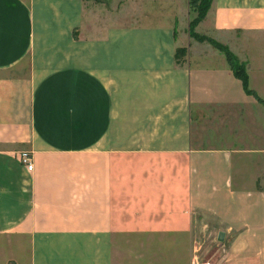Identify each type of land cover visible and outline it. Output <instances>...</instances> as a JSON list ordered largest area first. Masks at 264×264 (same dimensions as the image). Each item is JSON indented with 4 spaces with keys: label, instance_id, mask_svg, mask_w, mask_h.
<instances>
[{
    "label": "crops",
    "instance_id": "obj_1",
    "mask_svg": "<svg viewBox=\"0 0 264 264\" xmlns=\"http://www.w3.org/2000/svg\"><path fill=\"white\" fill-rule=\"evenodd\" d=\"M192 17L0 0V264H264V104ZM196 31L264 100V0H213Z\"/></svg>",
    "mask_w": 264,
    "mask_h": 264
},
{
    "label": "trees",
    "instance_id": "obj_2",
    "mask_svg": "<svg viewBox=\"0 0 264 264\" xmlns=\"http://www.w3.org/2000/svg\"><path fill=\"white\" fill-rule=\"evenodd\" d=\"M101 1V0H97ZM213 0H189L190 8L193 13V17L190 21V35L198 41H206L213 45L218 50L225 53L227 56V60L230 64V67L234 73V75L239 78L242 83L245 91L248 94L255 95L257 99L264 104V100L259 97L255 91H253L249 86V75L247 72V68L245 63L240 61L236 55L229 49V47L212 37L201 34L196 31V26L199 22H201L207 15ZM186 53V49L184 47H179L176 49V58L180 60Z\"/></svg>",
    "mask_w": 264,
    "mask_h": 264
},
{
    "label": "built area",
    "instance_id": "obj_3",
    "mask_svg": "<svg viewBox=\"0 0 264 264\" xmlns=\"http://www.w3.org/2000/svg\"><path fill=\"white\" fill-rule=\"evenodd\" d=\"M21 161L27 166L29 170L33 168V156L30 151H24L20 155Z\"/></svg>",
    "mask_w": 264,
    "mask_h": 264
},
{
    "label": "rangeland",
    "instance_id": "obj_4",
    "mask_svg": "<svg viewBox=\"0 0 264 264\" xmlns=\"http://www.w3.org/2000/svg\"><path fill=\"white\" fill-rule=\"evenodd\" d=\"M102 1V0H101ZM208 237H205V239H207ZM213 239V237H211ZM217 240H213V241H210L209 239H207V243H206V248L208 249V251H210V253H212L215 249H216V246H217ZM205 246V245H204ZM203 246V247H204Z\"/></svg>",
    "mask_w": 264,
    "mask_h": 264
},
{
    "label": "water",
    "instance_id": "obj_5",
    "mask_svg": "<svg viewBox=\"0 0 264 264\" xmlns=\"http://www.w3.org/2000/svg\"><path fill=\"white\" fill-rule=\"evenodd\" d=\"M223 239V236L220 234V236H219V240H222Z\"/></svg>",
    "mask_w": 264,
    "mask_h": 264
}]
</instances>
